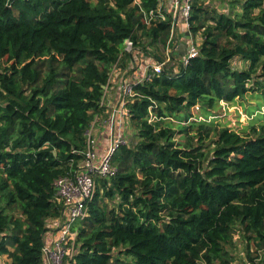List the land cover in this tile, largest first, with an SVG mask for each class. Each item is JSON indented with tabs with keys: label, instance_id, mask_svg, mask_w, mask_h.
<instances>
[{
	"label": "trees",
	"instance_id": "trees-1",
	"mask_svg": "<svg viewBox=\"0 0 264 264\" xmlns=\"http://www.w3.org/2000/svg\"><path fill=\"white\" fill-rule=\"evenodd\" d=\"M136 1L0 0V264H44L65 210L54 183L83 159L123 42L167 37V23L148 29L140 14L158 0ZM207 2L191 19L200 56L136 87V130L114 154L115 175L98 178L68 264H234L237 234L248 264H264V115L253 117L264 104L246 109L241 132L199 120L264 91V0H228V12ZM153 102L178 130L148 124Z\"/></svg>",
	"mask_w": 264,
	"mask_h": 264
},
{
	"label": "built area",
	"instance_id": "built-area-1",
	"mask_svg": "<svg viewBox=\"0 0 264 264\" xmlns=\"http://www.w3.org/2000/svg\"><path fill=\"white\" fill-rule=\"evenodd\" d=\"M195 1L158 0L155 9H140L142 22L148 29L167 23L168 35L164 39L159 37L156 42L146 38L135 40L132 37L123 42L121 53L111 66L103 87L100 112L93 114V120L85 133L83 159L73 172L58 178L54 183L56 197L64 203L65 210L59 220L51 222L45 235L44 264H68L73 258L78 236L77 224L88 215V202L95 197L97 180L110 179L115 175L112 161L114 154L119 146L130 142L129 104L143 98L136 87L152 82L155 77L177 75L188 67L192 59L200 56L204 37L202 31L193 33L191 26ZM135 3L140 5L138 0ZM222 105L224 109L230 106L224 102H221ZM157 108L156 102L148 108V124L173 120L160 117ZM196 110L199 108L196 107ZM218 119L221 118L216 115L208 119L199 118L207 122ZM50 236L55 237L50 241Z\"/></svg>",
	"mask_w": 264,
	"mask_h": 264
},
{
	"label": "rangeland",
	"instance_id": "rangeland-1",
	"mask_svg": "<svg viewBox=\"0 0 264 264\" xmlns=\"http://www.w3.org/2000/svg\"><path fill=\"white\" fill-rule=\"evenodd\" d=\"M207 1H208L207 2L208 5H212L210 6L212 9H216L220 11L225 8V12L229 11L228 0H207ZM3 65L4 66L6 65L5 62L3 63ZM233 66L240 67V62L235 61L233 63ZM263 92L260 91L250 92L245 96V98L240 99L233 106L232 105L227 106L225 109L224 106L222 105V107L219 108L218 112L216 113V115L221 118L218 120L217 123L220 122L224 126H227L237 132H241L243 128L249 126L250 121L252 120L253 117L256 119L257 117L264 115V108L263 110H261V112L256 113L255 111L253 117L247 116L246 114V109L247 111H250V109H257L258 104H262V105L264 104L263 95H262ZM193 112L197 113L198 110H196L195 108L193 109ZM168 121L173 122L174 129L176 130L179 129V122H177L174 119ZM258 122L260 123L264 122V118H261L260 120H258ZM130 123H131L130 132L132 137L136 129H134V126L132 125L131 121H129V124ZM180 140L184 141L182 137H178V141ZM241 238L239 234L235 236V240L237 241L239 248L235 252L236 260L234 264H248L247 255H246L247 253L246 245L244 244V242L242 243L243 238L242 239ZM1 260H2V264H8L10 262L6 256L1 257Z\"/></svg>",
	"mask_w": 264,
	"mask_h": 264
},
{
	"label": "crops",
	"instance_id": "crops-1",
	"mask_svg": "<svg viewBox=\"0 0 264 264\" xmlns=\"http://www.w3.org/2000/svg\"><path fill=\"white\" fill-rule=\"evenodd\" d=\"M103 140H104V139H103V138H101V141H102V142H103ZM54 237H55V236H50V237H48V240H50V241H51V240H53V239H54ZM51 238H53V239H51Z\"/></svg>",
	"mask_w": 264,
	"mask_h": 264
}]
</instances>
